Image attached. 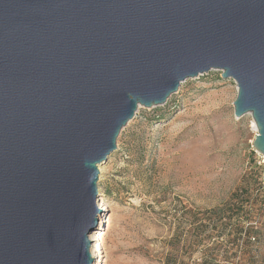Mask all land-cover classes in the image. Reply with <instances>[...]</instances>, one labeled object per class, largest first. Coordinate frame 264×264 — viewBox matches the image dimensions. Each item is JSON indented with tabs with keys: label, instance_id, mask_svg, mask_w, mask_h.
<instances>
[{
	"label": "water",
	"instance_id": "water-1",
	"mask_svg": "<svg viewBox=\"0 0 264 264\" xmlns=\"http://www.w3.org/2000/svg\"><path fill=\"white\" fill-rule=\"evenodd\" d=\"M210 71L264 157V0H0V264H95L99 167Z\"/></svg>",
	"mask_w": 264,
	"mask_h": 264
},
{
	"label": "rangeland",
	"instance_id": "rangeland-1",
	"mask_svg": "<svg viewBox=\"0 0 264 264\" xmlns=\"http://www.w3.org/2000/svg\"><path fill=\"white\" fill-rule=\"evenodd\" d=\"M220 75L186 80L165 105L140 107L99 167V201L112 219L107 264H165L167 256L186 264H264V163L252 148L253 120L234 116L236 86ZM245 182L249 198L230 201ZM241 203L252 210L251 220L226 218L218 233L221 226L206 212ZM179 221L187 232L184 256L171 241ZM235 224L250 234L233 238ZM98 230L89 236L93 249Z\"/></svg>",
	"mask_w": 264,
	"mask_h": 264
},
{
	"label": "trees",
	"instance_id": "trees-1",
	"mask_svg": "<svg viewBox=\"0 0 264 264\" xmlns=\"http://www.w3.org/2000/svg\"><path fill=\"white\" fill-rule=\"evenodd\" d=\"M249 191H250V183L245 182L244 186L239 188L237 191H235L231 195L230 201H235V200H243L244 198L248 199L249 198ZM188 214V213H187ZM244 216L245 222L248 223L251 218H252V210L248 207H245L243 203L240 205H237V207H234V205L230 204H224L221 207L214 208L208 212H206V217L208 218V221L213 223V225H220L221 229L219 230L218 233H223L222 228L224 229L223 226L224 220H226L228 223H232L234 221V218H237L238 216ZM196 214L189 211V218H191V221H194L196 218ZM197 223H194L193 225L195 226L193 229H191L190 232L195 233L196 236L198 235V230L196 227ZM231 234H233V238H238L242 236L249 235L251 232V229L244 228L243 226H240L238 224H235L231 227ZM187 232L184 231V223L182 221L178 222L177 228L174 231L173 237L171 238L172 242H175L174 247H180L178 250L182 252L181 255L186 254V247H185V241H186V236ZM195 239V238H194ZM165 264H186L185 261L183 260L182 256L178 259H170L168 256L165 258Z\"/></svg>",
	"mask_w": 264,
	"mask_h": 264
},
{
	"label": "bare ground",
	"instance_id": "bare-ground-1",
	"mask_svg": "<svg viewBox=\"0 0 264 264\" xmlns=\"http://www.w3.org/2000/svg\"><path fill=\"white\" fill-rule=\"evenodd\" d=\"M252 128L254 131L256 130L254 122H253ZM100 208L104 211L106 210L105 205L102 202H100ZM103 224H104L103 230L99 232L98 236L96 237V245H94V249L91 250L92 257H94V255H98L99 264L108 263L107 252H106V247H105V238L107 237V233H109L112 228L111 216H107L104 219Z\"/></svg>",
	"mask_w": 264,
	"mask_h": 264
},
{
	"label": "built area",
	"instance_id": "built-area-1",
	"mask_svg": "<svg viewBox=\"0 0 264 264\" xmlns=\"http://www.w3.org/2000/svg\"><path fill=\"white\" fill-rule=\"evenodd\" d=\"M255 134H256V130H255ZM262 158V163H264V157L259 155Z\"/></svg>",
	"mask_w": 264,
	"mask_h": 264
}]
</instances>
